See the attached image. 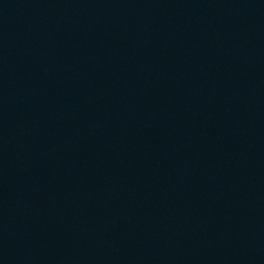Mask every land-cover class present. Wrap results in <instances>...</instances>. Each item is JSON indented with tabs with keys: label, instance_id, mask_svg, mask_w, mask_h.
Instances as JSON below:
<instances>
[{
	"label": "water",
	"instance_id": "1",
	"mask_svg": "<svg viewBox=\"0 0 264 264\" xmlns=\"http://www.w3.org/2000/svg\"><path fill=\"white\" fill-rule=\"evenodd\" d=\"M0 264H264V0H0Z\"/></svg>",
	"mask_w": 264,
	"mask_h": 264
}]
</instances>
